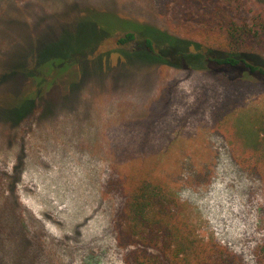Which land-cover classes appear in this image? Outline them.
<instances>
[{"label":"rangeland","instance_id":"374dc122","mask_svg":"<svg viewBox=\"0 0 264 264\" xmlns=\"http://www.w3.org/2000/svg\"><path fill=\"white\" fill-rule=\"evenodd\" d=\"M263 7L0 0V264H129L116 222L137 165L191 204L201 235L257 264L264 183L217 125L229 73L206 65L203 46ZM146 33L163 58L145 53Z\"/></svg>","mask_w":264,"mask_h":264},{"label":"trees","instance_id":"16d2710c","mask_svg":"<svg viewBox=\"0 0 264 264\" xmlns=\"http://www.w3.org/2000/svg\"><path fill=\"white\" fill-rule=\"evenodd\" d=\"M218 30L216 41L205 40L203 46L206 65L229 73H221L228 95L216 112L217 125L235 148L237 163L264 183V91L253 101L248 96L258 90L254 80H264V7L250 16L231 17ZM135 38L129 30L118 41ZM153 39L146 33L145 53L163 58ZM122 183L126 198L116 222V241L129 264H242L226 245L200 234L191 204L155 168L137 165ZM255 253L257 264H264V244Z\"/></svg>","mask_w":264,"mask_h":264}]
</instances>
